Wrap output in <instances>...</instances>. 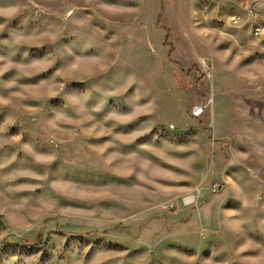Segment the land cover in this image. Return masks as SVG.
<instances>
[{
	"label": "rangeland",
	"instance_id": "374dc122",
	"mask_svg": "<svg viewBox=\"0 0 264 264\" xmlns=\"http://www.w3.org/2000/svg\"><path fill=\"white\" fill-rule=\"evenodd\" d=\"M247 3L0 0V264H264V0L259 35Z\"/></svg>",
	"mask_w": 264,
	"mask_h": 264
},
{
	"label": "crops",
	"instance_id": "0c3cea01",
	"mask_svg": "<svg viewBox=\"0 0 264 264\" xmlns=\"http://www.w3.org/2000/svg\"><path fill=\"white\" fill-rule=\"evenodd\" d=\"M115 119L116 118L111 117V178L114 179V182L120 183L121 180L117 179L116 173L121 174L122 170L125 169L127 165L130 166L131 163V158L129 157V154L126 155L127 144H124L126 140L131 141V139H126L124 137L137 135L139 134V132L133 130V128H130V125L126 124V122H128L127 120H131V117H128L127 119L124 116L122 118L123 122ZM249 130V126L245 125V129L243 131V134L241 135V141L245 146H259V144H261L260 141L257 140L256 137H254V135L251 134ZM123 176L125 175L123 174ZM183 214L184 213H181V215Z\"/></svg>",
	"mask_w": 264,
	"mask_h": 264
},
{
	"label": "built area",
	"instance_id": "2783aa9c",
	"mask_svg": "<svg viewBox=\"0 0 264 264\" xmlns=\"http://www.w3.org/2000/svg\"><path fill=\"white\" fill-rule=\"evenodd\" d=\"M248 1L247 3V7H246V13L249 16L250 19V24H252V33L253 35H259L261 32V22H260V18L259 16L256 14L255 12V8L252 6V4L258 0H246ZM204 111V107L203 106H196L193 108L192 110V115L194 117H197L199 115H201ZM219 185L217 184H213V190H216L218 188Z\"/></svg>",
	"mask_w": 264,
	"mask_h": 264
},
{
	"label": "bare ground",
	"instance_id": "6f19581e",
	"mask_svg": "<svg viewBox=\"0 0 264 264\" xmlns=\"http://www.w3.org/2000/svg\"><path fill=\"white\" fill-rule=\"evenodd\" d=\"M213 174V173H212ZM187 196V195H186ZM195 196L193 194H190L188 197H186V202L189 203Z\"/></svg>",
	"mask_w": 264,
	"mask_h": 264
},
{
	"label": "trees",
	"instance_id": "16d2710c",
	"mask_svg": "<svg viewBox=\"0 0 264 264\" xmlns=\"http://www.w3.org/2000/svg\"><path fill=\"white\" fill-rule=\"evenodd\" d=\"M25 241L27 242V241H28V239H25Z\"/></svg>",
	"mask_w": 264,
	"mask_h": 264
}]
</instances>
